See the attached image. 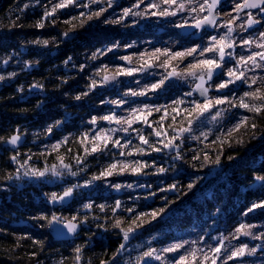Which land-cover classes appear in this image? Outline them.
<instances>
[{
    "label": "rangeland",
    "instance_id": "374dc122",
    "mask_svg": "<svg viewBox=\"0 0 264 264\" xmlns=\"http://www.w3.org/2000/svg\"><path fill=\"white\" fill-rule=\"evenodd\" d=\"M59 2L60 0H29L27 5L31 10L41 11L44 18L45 12L51 11L52 7ZM201 2L202 0H192L191 3L189 0H177V4L169 6L162 3V0H143V2L141 0H135L131 6L121 3V6L117 4L109 7L108 0H101L100 3H89V0H80L81 6L70 5L67 8L58 9L52 16L56 17L61 15L72 20L78 13L80 17L81 12L85 13V17L101 9H106V11H103L108 12L107 14L109 15V17L104 19L106 23L114 25L113 21H119L115 23L118 24L120 22L130 21L133 18V21L130 22H135V26L141 24V27L130 29L132 34H134L133 31L137 32L136 37L135 35L132 36L134 38L132 41L124 40L125 37H123L120 41L119 38H116L113 42L105 44L103 53L97 59L100 61L94 64L95 66L90 72L89 78L91 81L96 80L100 82L97 84V88L99 89L98 95L101 96L99 101L101 106L105 105L108 107L103 108L104 110L102 109L101 113L92 115V118L87 120L89 122L88 124H90L89 127H85L84 120H80V125H77L72 131H68V133L59 137H56L52 131L48 135L45 134V137L44 135L42 137L43 131L40 128L30 129L27 127L23 133H17L26 137L30 135V144L33 143V145L25 143L21 147L23 150L21 148L17 150L16 159H18V169L14 175L16 179L18 177L21 181L18 187L21 188L24 185L35 186L29 187L33 197L36 200L44 198V202L47 205L48 202L52 201L53 193L59 198L63 196V193L67 189L72 188L71 194L73 195V200L69 205L60 207L49 206L52 207V210H50L51 213L42 210L37 214L36 220L40 228L44 230V224L47 221V229L50 235L49 222L53 216L58 217L60 222L72 221V218L76 217L74 222L82 225L81 237L75 239L76 242H80V244H76L75 246L81 248V253H79L81 259L77 263L74 261V264H96L91 257V253L92 248L96 245V239L103 233L101 230L106 233L109 230L110 232H114L112 235L115 236L118 248L121 243H125V248L122 252L116 254V251L115 255L110 257L108 261H104L108 262V264H137L142 254L153 248L157 250L154 256L160 255L161 259L156 260L153 256L152 258L140 260L139 264H175L180 256L186 255L193 249L197 250L196 264H200L201 261H203V264H211L212 258L217 255L212 252V249L219 247L221 242L224 248L218 254L219 259H217L216 264H224V261L227 259L224 249L230 252L245 244L248 246V250L256 247V253L247 255L246 250L244 257L228 260L227 264H264V237L261 239L253 238L264 233V207L253 209L252 212L245 215L248 208L254 203L264 201V198L253 200L251 205H247L245 208L241 207V203L240 207L238 204L234 205L233 211L232 208L228 209V211L233 212L231 215L228 214V211L224 210L210 217L211 219H205L203 221L195 219L192 226L184 228L180 227V223L175 224L173 221H168L166 217L163 218L161 224L155 223V220L160 217L161 213L156 219H152L150 215L156 207L154 199L156 200L159 194L154 189H158V187L162 189L165 185L163 183H170V181L161 182L158 179L172 166L169 165L172 159L167 161V168H164V161H162L163 163H159V159H153L163 153L169 155L170 148H165L164 144L168 143L169 140L173 141L174 146L171 148L173 152L170 151L169 153L179 155L180 158H177V156L173 157L174 160L179 162L182 158L180 155H183L180 151L186 146H190V144L195 142L199 143L201 140H209V138L227 140L244 128L249 119L239 130H234L229 134V130L233 129L234 125L239 123L244 117H249L242 113L244 108L239 107L238 103L241 98L245 102L254 101L253 103L257 105L264 102L253 100L250 97H247L246 101L244 97V93L247 91H255L257 88L264 91V61H260L258 57L257 63L261 64L262 67H254L251 63L246 66H240V70L245 72L246 80L236 81L226 89L218 90L216 87L221 82L230 79L226 75L227 70L237 67L236 60L240 56L247 57L254 52L264 51V49L256 47L257 43H264V39L259 37V33L264 32V23L260 28L248 32L246 29L247 14L249 12L253 15L255 14L253 11L238 14L234 11L235 4L242 3L243 0H228L218 11V15L222 19L217 23L215 30L210 33L207 32V34L205 33L198 42L191 43L189 42L190 40L181 38L182 35L179 30L182 26L193 25L196 19H202L204 16H207V10L203 12L191 11L192 8L198 9ZM151 3H157L160 7L149 8L148 5ZM179 3L185 4L183 11L179 10ZM83 4H89V7L85 8L82 6ZM134 5H139V7H134ZM129 8L132 9L133 13L140 12L144 14H129L127 17H124V9ZM165 8L169 11H175L176 14L179 11V14L175 16H160L159 12ZM153 12H156L157 15H152ZM230 20L233 21L231 26L234 29L230 35V40L235 41V46L226 51L231 52L233 55L232 57H226L227 62L222 65L221 74L214 80L212 85L210 84V87L215 90L211 95L212 100H215L217 97L227 96L229 102L214 106L209 112H206L197 119L196 113L189 114L188 111H185V109H191L193 107L192 101L203 103L193 94V77L187 76L185 69L190 63H195L198 59H218L217 53H205L201 56L200 52L204 47L211 45L212 36L219 38L221 35L227 33V28L223 25ZM159 21L173 22V24L168 23L172 26L169 33L161 35L157 28H148V23ZM241 25H243V28ZM123 32L124 35L127 34L128 29ZM249 38L254 43L250 46L242 45L241 41ZM116 44H118V47H113ZM109 48H112V50L107 51ZM191 48H197L193 56L178 58L174 55L177 52H186V50ZM157 49L160 51L157 52ZM165 50H167V55L163 54ZM123 57H128L129 59H122ZM165 61L168 62L166 66H164ZM148 64L152 65V69L144 71ZM60 68L66 71V75L77 70L75 66H70L68 63L61 64ZM123 69H133L134 71L130 76L118 75L115 80L102 83L105 74L112 76ZM173 69H175L178 75L169 77L168 73L172 72ZM97 71H100L101 74L96 75ZM162 79L164 83L159 88L152 90L151 85L159 83ZM252 79H256L257 83L252 84ZM130 90L136 92L144 91L146 95L133 96ZM224 90L228 91V93H218ZM189 92L192 95H187ZM120 100L125 101V103H111V101ZM180 100H183L182 104L174 103ZM145 105L150 106L151 115L147 114L148 109H145L142 114H137L146 115L147 123L140 120L129 127L124 123L117 124L115 121L109 122L100 119L105 115H115L117 118H128L132 114L133 109H142ZM157 107L160 108V111L155 110ZM173 109H177L179 115ZM217 111H220L221 115L216 117V119H212ZM165 112H167L166 117ZM173 116L176 117L175 121L172 119ZM93 117L96 118L95 124L91 123ZM162 117L165 118L161 119ZM189 120L192 121L191 125H189ZM54 127L57 130L60 129L58 125ZM149 127H151L153 134ZM189 127H191V132H184L182 134L179 132L180 128ZM124 128H128V131L124 132L122 130ZM30 130L34 131L28 133ZM47 131L48 129H46ZM155 131H160L161 135L157 137ZM98 134L111 137V141H109L106 148L103 146V141L93 140V137ZM141 135L149 140V145L152 147L142 144L139 139ZM173 137L179 138L173 140ZM116 140H120L121 145L127 144L128 141H131V143L127 147L114 146L113 142ZM73 141H77L74 151L69 147ZM94 144L100 145L102 150L92 152L91 149ZM54 145L56 146L55 148L53 147ZM26 146L28 147L26 148ZM65 147L68 148L66 151L64 149ZM153 147L160 148L161 151L155 152L153 151ZM136 148H143L145 154L136 153ZM129 151H132L133 155H127ZM71 152L76 155L71 157L69 155L72 154ZM121 152L124 155H121ZM49 155L53 156V158ZM37 156L47 157L42 161ZM61 158H63L62 161ZM135 161L146 163L148 166L144 167L139 174H133L130 170L123 173L120 172L122 163L134 164ZM97 163L100 165L95 166ZM112 163L117 164V169L111 176L101 177L98 180L93 179L95 176H100V173ZM64 165H68V167H64ZM160 168L166 171L159 172L158 169ZM33 171H43L45 174L42 177L34 176L31 175ZM26 172L29 175H25ZM225 177L227 181L228 178L226 175ZM116 184L121 185L119 190L113 187ZM128 184H131L132 187H127ZM175 185L178 186L177 184ZM253 186H257V188L264 187V181H256ZM10 190V187L0 182V195H4V192L10 194ZM174 190L177 192V188ZM167 191L170 192V195L173 193V189L171 188L167 189ZM153 193L155 195H152ZM116 201L121 202L120 208H115ZM87 204H91L92 207L86 208L85 205ZM101 205L104 206L103 210L100 208ZM224 207L223 205L221 208ZM114 208L115 211H113ZM129 208L134 211L129 212L127 210ZM159 209L156 207L154 211H158ZM81 211L85 213L80 214ZM105 211L116 215V217H111L113 218L111 228L107 227V222L102 220L104 218L103 216L107 215L97 214ZM236 211L240 212L239 216H233ZM211 212L204 214V216L206 218L209 217L212 214ZM141 213H147L149 215L143 216L141 220H137V223L143 221V226L138 228L131 238L125 242L121 229H127L129 226L134 227L132 220ZM40 217H46V219H41ZM117 219L121 221V224L119 227H114ZM241 224L254 226L246 229L251 235L245 236L236 231ZM185 241L187 243L184 244V247L176 252L168 253L162 251L174 243H183ZM63 247L60 248V251L66 250L64 252H70L73 249L70 246ZM49 252L51 255L55 250ZM64 252H59L61 253L57 255L59 258L55 257L51 260L53 264H61V262L62 264H68L70 257L62 256ZM205 254L209 257L207 261L203 260ZM93 257L97 259L98 264H101L102 261L99 259L98 253ZM189 261L191 264V257H189Z\"/></svg>",
    "mask_w": 264,
    "mask_h": 264
},
{
    "label": "trees",
    "instance_id": "16d2710c",
    "mask_svg": "<svg viewBox=\"0 0 264 264\" xmlns=\"http://www.w3.org/2000/svg\"><path fill=\"white\" fill-rule=\"evenodd\" d=\"M28 1L0 0V76L4 77L0 80V182L11 188L10 194L4 192V195H0V264H53L51 260L59 258L57 255L66 251H60L63 246L73 248L62 256H69L68 264H74V261L77 263L75 245L80 242L55 241L49 235L47 221L45 230L40 228L37 214L42 210L51 213L52 207L44 202V198L36 200L33 197L29 187L35 186L18 187L21 181L14 175L18 169V159H12L17 156V150H10L4 144L13 134L23 133L27 127L40 128L42 137L50 133L46 132L49 127L56 137L65 135L80 125V120H84V126L89 127L87 120L108 107L100 104L98 85L94 89L89 88L92 82L89 75L94 64L100 61L97 59L103 53L105 44L116 38L120 41L123 37L132 41V36L136 37L137 32L133 31L132 34L130 29L141 27V24L134 26L130 21H125L111 25L104 21L109 17L108 12H102L92 19H88V15L79 17V13L72 20L61 15L44 19L41 11L24 7ZM121 1L127 4V0ZM117 4L119 2L113 0L112 5ZM41 21L44 26L38 27L37 23ZM127 29L128 33L124 35L123 31ZM65 32L68 36H64ZM181 38L185 39L183 35ZM45 40L48 41L46 45L43 43ZM93 53H97V58H92ZM65 61L77 70L66 75V71L60 68ZM86 92L88 94L83 95ZM77 96L81 98L77 100ZM245 99L247 101V97ZM242 113L249 116V121L232 138H209L192 143L180 151L183 155H180L182 158L179 162L173 159L177 155L169 153L171 148L169 155L163 153L153 158L159 159V163L164 161V168H167V161L172 159L169 164L172 166L164 173L165 176L158 179L170 183H163L162 189H154L159 193L158 198L154 199L156 207L165 209L155 223L161 224L166 217L168 221L180 223L181 228L189 227L195 219H211L229 208L233 211L236 204L240 207L241 203V207L245 208L253 200L264 198V187L253 186L257 176H264V110L257 114L244 108ZM58 121L59 130L54 127ZM31 131L34 130L28 133ZM29 140L30 135L25 143L30 144ZM76 144L77 141H73L69 147L74 151ZM64 149L66 151L68 148ZM71 153V157L76 155ZM45 157L37 156L42 161ZM217 158L219 163L216 162ZM9 176L12 179H8ZM175 184L178 185L177 192L173 190L170 195L167 189ZM190 184L191 188L188 187ZM223 205L225 207L221 208ZM210 212L212 214L206 218L204 214ZM232 213L228 211L229 215ZM97 214L107 215L102 220L111 228V217L116 215L106 211ZM239 214L236 211L233 216ZM20 222L25 224H16ZM101 231L103 233L96 239L91 253L96 264L98 261L93 257L96 253L101 261H108L118 249L112 235L114 232ZM52 250L55 252L50 255L49 251Z\"/></svg>",
    "mask_w": 264,
    "mask_h": 264
},
{
    "label": "snow or ice",
    "instance_id": "6c2138e0",
    "mask_svg": "<svg viewBox=\"0 0 264 264\" xmlns=\"http://www.w3.org/2000/svg\"><path fill=\"white\" fill-rule=\"evenodd\" d=\"M100 2H101V0H89V3H100ZM112 2H113V0H108L109 7H111ZM141 2H143V0H141ZM189 2L191 3L192 0H189ZM162 3L171 6V5L177 4V0H162ZM219 3H220V0H202V2L199 4V8L198 9L197 8H192L191 9L192 12H196V11L203 12L205 10H207V12H208V15L204 16L202 19H196L194 27L201 28L204 25H215L216 24V18H215V16H213V11L217 8V5ZM70 5L81 6V3H80V0H60L59 3L55 4L52 7L51 11H46L45 12L44 18L52 17L58 9L67 8ZM82 6L87 8V7H89V4H83ZM262 6H264V0H243L242 3H236L235 4L234 11L239 13V12H242L244 9H260L261 12H264V7H262ZM24 7L27 8L28 5L25 4ZM134 7H139V5H134ZM148 7L149 8H159L160 5L157 4V3H151V4L148 5ZM178 8H179V10L183 11L184 8H185V4L184 3H179ZM103 11H106V9H101L100 11H96V12L92 13L91 15H88L87 18L88 19H92L93 16L99 17L102 14ZM129 14L143 15L144 13H140V12L133 13L132 9H130V8L129 9H124L123 16L127 17ZM84 15H85L84 12L80 13V16H84ZM152 15H157V13L153 12ZM159 15L160 16H169V15L175 16L176 12L175 11H169L167 8H165L163 11L159 12ZM247 15H248V20H247L248 27H251L253 25H256V24L260 23V21L258 19H255L252 16L251 12H249ZM236 18H239V17H236ZM73 19H76V17H74ZM113 22L116 23V22H119V21H113ZM81 23H83V21ZM232 23H233V21L230 20L225 25H223L224 27L227 28V33L225 35H221L219 38H217L216 36H212L211 37V41H212L211 45L207 46V47H204L202 49V51L200 52L201 56H203L205 53H217L218 54V59H215V58L198 59V60H196L195 63H190L187 66V68L185 69V73H186L187 76L195 77V78H197L200 81V83H198L196 85L195 90L199 91L200 95L205 97V100H204L203 103H199L197 101H192L191 103L193 104V107L191 109H185V111H188L189 114L196 113L197 119L199 117L203 116L206 112H209L210 109H212L214 106L221 105V104H224L226 102H229L227 96H225V97H217V98H215V100L208 99L207 98V93L209 91V87H205V83H206V80L207 81H211L213 79V77L216 74L217 70L222 69V65L227 62L226 61V57H232V55H233L231 52L226 51L227 49H232L235 46V41H231L230 40V35L234 31L233 27L231 26ZM37 26L38 27H43L44 26L43 22L42 21L38 22ZM241 27L243 28V25H241ZM64 36H68V33L65 32ZM259 37L261 39H264V32H260L259 33ZM43 43L46 45L48 43V41L45 40V41H43ZM241 43H242V45H249L250 46V45H252L254 43V41L251 38H249V39H243L241 41ZM113 47H118V44L113 45ZM256 47L264 49V43H257ZM111 50H112V48L107 49V51H111ZM156 51L159 52L160 50L157 49ZM196 51H197V48H191V49L186 50V52H177L174 55H175V57L183 58L184 56H193V54L196 53ZM99 52H100V50L98 49L97 53H99ZM97 53H93V56H92L93 59L97 58ZM163 54L167 55V50H165V53H163ZM257 57L259 58L260 61H264V51L254 52L251 55H248L247 57L240 56L239 59L236 60L237 67L229 68L227 70L226 75L230 79H228L226 81H223L220 84H218L216 86L217 89L218 90L226 89V88H228V86L230 84H234L236 81L246 80L245 72L240 70V66H246L249 63H251L254 67H262L261 64L257 63ZM68 59L71 60V57H69ZM122 59L128 60L129 58L128 57H123ZM5 63H7V61H5ZM65 63H68V61H65ZM167 63L168 62L165 61V65L164 66H166ZM151 66H152L151 64L147 65V67H151ZM83 67L84 66L82 65L81 68L83 69ZM133 71H134L133 69H123L121 71H118L115 75H112V76H109V75L105 74L103 76L102 83H107L110 80H115L116 76H118V75H128V76H130V75L133 74ZM100 74H101V72L97 71L96 75H100ZM12 75H15V73H13ZM176 75H178V74L176 73L175 69H173L172 72L168 73L169 77L176 76ZM3 79H4V77L0 76V80H3ZM98 83H100V82H98L96 80H92L89 88L90 89L96 88ZM163 83H164V80L162 79L159 83L152 84L151 85V89L155 90V89L159 88ZM251 83L252 84L257 83L256 79H252ZM33 87H37V85H33ZM130 92H131V95H133V96L146 95V92H144V91L136 92V91H131L130 90ZM87 94L88 93L86 92L83 95H87ZM187 95H192V93L189 92V93H187ZM244 97H250L253 100L264 101V91H262L260 88H257L255 91H247V92L244 93ZM80 98H81L80 96L76 97L77 100H79ZM111 103L123 104V103H125V101H123V100L111 101ZM174 103L182 104L183 100L175 101ZM239 107L245 108L249 112H255V113L259 114L262 110H264V102H262V103H260L258 105L257 104H250V103L245 102V100L243 98H241L240 102H239ZM145 109H148V113L147 114L151 115L150 106L149 105H145L144 108H142V109H133L132 110V114L128 118H123V117L117 118L115 115H105V116L101 117L100 119L105 120V121H109V122L115 121V123H117V124L124 123V124H127L129 127H131V125L133 123H136L137 121H140V120H142L144 123L148 122L146 115H138L137 114V113H141L142 114ZM155 110L156 111H160V108L157 107ZM173 111L176 112L177 115H179V112L177 111V109H173ZM220 115H221V112L217 111L215 113V115L212 117V119H216V117H218ZM166 116H167V112H165V117ZM165 117H162L161 119H164ZM172 119H173V121H175L176 117L173 116ZM248 119H249V117H244L239 123L234 125L233 129L229 130V134H231V132L234 131V130H239L241 128V126L248 121ZM59 123L60 122L58 121L57 125ZM91 123H93V124L96 123V118L95 117H93ZM191 124H192V121L189 120V125H191ZM252 127L254 128L255 125L253 124ZM51 130H52L51 127H49L48 131L51 132ZM122 130L124 132H127L128 128H124ZM113 131H115V130H113ZM179 132L181 134L184 133V132H191V127H189V128H180ZM155 135L157 137H159L161 135V132L160 131H155ZM177 138H179V137H173V140H175ZM20 139H21V136L19 134H14L7 140V143L15 146L20 141ZM139 139L142 142V144L149 145V140L145 136L141 135L139 137ZM93 140L103 141V146L106 148L108 143H109V141H111V137L106 136V135L98 134L95 137H93ZM113 143H114V146L127 147L128 144L131 143V141H128L127 144H124V145L120 144V140H116ZM149 146L152 147L151 145H149ZM173 146L174 145H173V141L172 140H169L168 143L164 144L165 148H172ZM53 147L55 148L56 146L54 145ZM176 147H178V146H176ZM101 150L102 149H101L100 145H97V144H94L92 149H91L92 152H97V151H101ZM86 151H87V149H86ZM153 151L159 152V151H161V149L153 147ZM135 152L138 153V154H145L143 148H136ZM121 155H124V153L121 152ZM127 155L131 156V155H133V152L129 151L127 153ZM177 158H180L179 155L177 156ZM12 159H13V161H15L16 157H12ZM62 159L63 158H61V161H62ZM230 159H231V157H230ZM216 162L219 163V158H217ZM147 166L148 165L146 163H141L140 161H135L134 164L122 163L121 167H120V172L123 173L125 171L130 170L133 174H139L142 171V169L144 167H147ZM64 167H68V165H64ZM116 169H117V164L116 163H112L107 169H105L104 171H102L100 173V176H95V177H93V179L94 180H98L101 177L111 176ZM45 171H47V170H45ZM158 171L159 172H164L166 170L163 169V168H160V169H158ZM44 174H45V172H43V171H33L31 173V175L40 176V177L44 176ZM25 175H29V173L26 172ZM73 175H75V173H73ZM8 179H12V177L9 176ZM255 179H256V181H264V176H257ZM87 183H90V182H87ZM113 187H115L117 190H119L121 188V185L116 184V185H113ZM127 187L131 188L132 185L128 184ZM188 187L191 188L192 185L190 184ZM175 188H176V185H172L171 186V189L174 190ZM71 193H72V188L67 189L63 193V196H60L59 198L56 196L55 193H53L52 194V200L56 201L57 199H59L60 201H63L64 198L70 196ZM152 195H155V193H153ZM85 207L86 208H91L92 205L91 204H87V205H85ZM120 207H121V202L120 201H116L115 208H120ZM262 207H264V201H261L260 203H254L250 208H248L247 212H245V215H247L248 213L252 212L253 209L262 208ZM100 208H101V210H103L104 206L101 205ZM115 208L113 209V211H115ZM127 210L129 212L134 211L131 208H129ZM164 211H165L164 208H160L158 211H153L152 213H150V215H151L152 219H156L157 216L160 215V213H163ZM146 215H149V214L141 213V214H139V216H137L135 219H133L132 220V225H134V227L133 226H129L127 229H121V231L123 233V240L125 242H127L131 238V236L136 232V230L138 228L143 226V221H141V223H137V220H141V218L143 216H146ZM40 218L41 219H46V217H40ZM75 219H76V217H73L72 221H74ZM52 221L59 222V218L56 217V216H53L52 220L49 223H51ZM72 221H68L64 225V227L67 229L68 232L76 233L78 225L76 223H73ZM85 223H86V221H85ZM120 224H121V221L119 219H117L115 221L114 227H119ZM251 227H254V226L253 225L241 224L239 226V228L236 229V231L242 233L245 236H248V235H251V233L249 231H247L246 229L251 228ZM262 237H264V233H262L260 236H255L253 238L254 239H261ZM35 243H39V241H35ZM185 243H187V241H185L183 243H179V242L178 243H174V244L170 245L169 247L164 248L162 251L163 252H168V253L176 252L179 249L183 248ZM257 247H260V246H257ZM124 248H125V243H121L119 248L117 249V253L116 254H119L120 252H122L124 250ZM222 248H224V245L221 242L219 247H215V248L212 249V252L214 254H217V255H215L214 258H212L211 264H216L217 259H219V255L218 254L221 253ZM246 250H247V255H253L254 253H256L257 248L254 247V248H251L250 250H248V246L245 244V245H242L241 247H239V248H237L235 250H232L230 252H228L227 249H224V251L226 253V256H227V259L224 261V264H227L228 260H233V259H236V258L244 257L245 254H246ZM156 251L157 250L154 249V248L150 249L148 251H145L142 254V256L139 258V260L137 261V264H139L140 260H144L145 258H152L154 256V253H156ZM75 252L77 253L75 259H76V261H79L81 259L80 255H79V253H81V248L77 247L75 249ZM189 257H191V264H196L197 250L193 249L191 252L187 253L186 255L180 256L179 260L176 261L175 264H190ZM154 258L156 260H160L161 256L160 255H155ZM208 259H209L208 255L205 254L204 257H203V260L207 261ZM61 264H62V262H61ZM101 264H108V262L102 261ZM200 264H203V261H201Z\"/></svg>",
    "mask_w": 264,
    "mask_h": 264
},
{
    "label": "water",
    "instance_id": "95a60500",
    "mask_svg": "<svg viewBox=\"0 0 264 264\" xmlns=\"http://www.w3.org/2000/svg\"><path fill=\"white\" fill-rule=\"evenodd\" d=\"M228 0H220V3L217 5V8L213 11V16H215L216 18V24L215 25H204L202 26L201 28H196L194 27V24L193 25H186V26H183L181 29H180V33L184 36V37H188V36H191L193 35V38L194 39H199L202 32L206 31L208 33L210 32H213L217 26V23L222 19V17L220 15H218V11L219 9L221 8V6L223 4H225ZM264 7V6H262ZM256 11L258 9H244L242 12H248V11ZM242 12H239L238 14L242 13ZM264 13V12H263ZM208 15V14H207ZM260 25L259 24H256V25H253L251 27H248L247 25V22H246V28L248 31L250 30H253V29H256L258 28ZM160 33H164L163 30L160 31ZM152 69V67H147L145 68L144 71H148ZM221 73V69L220 70H217L216 74L214 75L213 79L211 81H207L206 80V83H205V87H209V91L207 93V98L208 99H211V95L212 93L215 92V90L213 88L210 87V84L214 82V80L220 75ZM206 79V78H205ZM195 80V83H194V86L192 88V92L193 94L201 101V102H204L205 100V97L204 96H201L200 95V92L199 91H196L195 88H196V85L198 83H200V81L197 79V78H194ZM225 92L222 91V92H218V93H223ZM17 134V133H16ZM14 135V134H13ZM21 136V139L20 141L17 143V145L13 146L9 143H7V141L5 142L4 146L5 147H8L10 150H13V151H16L18 150L19 148H21L26 140H27V137L24 136V135H20ZM9 139V138H8ZM73 200V195L71 194L70 196L68 197H65L63 201H60L59 199H57L56 201H50L48 202V205L49 206H53V207H60V206H66V205H69ZM68 222V221H67ZM67 222H56V221H52L50 224H49V228H50V235L51 237L55 240V241H73L75 239H78L81 237V231H82V225L78 222H74L72 221L73 223H76L78 225L77 227V231L76 233H70L67 231V229L64 227V225L67 223ZM17 225H23L25 224L24 222H20V223H16Z\"/></svg>",
    "mask_w": 264,
    "mask_h": 264
},
{
    "label": "flooded vegetation",
    "instance_id": "af4514ba",
    "mask_svg": "<svg viewBox=\"0 0 264 264\" xmlns=\"http://www.w3.org/2000/svg\"><path fill=\"white\" fill-rule=\"evenodd\" d=\"M118 2H119V4L121 5V3H122V1L121 0H117ZM128 1H130V2H128ZM137 1V0H136ZM135 2V0H127V4H128V6H131V4L132 3H134ZM228 2V1H227ZM226 2V3H227ZM224 5V4H223ZM222 5V6H223ZM222 6H221V8H222ZM220 8V9H221ZM253 13L255 14V15H253V17L255 18V19H258L259 21H260V25H259V27L258 28H260L261 26H262V24L264 23V13L263 12H261L260 11V9H258V10H256V11H253ZM179 14V11L177 12V14L176 15H178ZM135 19V18H134ZM163 19V18H162ZM180 20H181V18H180ZM130 21H133V18L130 20ZM173 24V22H167V21H159V22H151V23H148L147 24V26H148V28H152L153 29V27H155V28H157V30H159V31H161V30H163L164 31V33H169L170 32V29H171V25H169V24ZM130 24H132V25H134L135 26V22H130ZM146 26V27H147ZM183 27V26H182ZM154 28V29H155ZM258 28H256V29H258ZM181 29V28H180ZM247 29V28H246ZM253 30H255V29H253ZM253 30H250V32H252ZM180 31V30H179ZM248 31V30H247ZM249 32V31H248ZM207 34V32L206 31H204V32H202V34H201V36H200V38L199 39H194L193 38V35H191V36H188V37H185V39H188V40H190L189 42H198L200 39H201V37L204 35V34ZM181 34V33H180ZM182 35V34H181ZM194 78L195 77H193V83H195V80H194ZM213 83H211V85H212Z\"/></svg>",
    "mask_w": 264,
    "mask_h": 264
}]
</instances>
